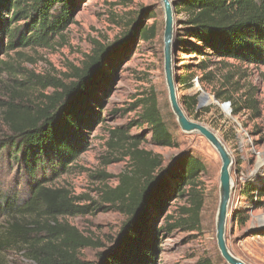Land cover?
<instances>
[{
    "label": "trees",
    "instance_id": "trees-1",
    "mask_svg": "<svg viewBox=\"0 0 264 264\" xmlns=\"http://www.w3.org/2000/svg\"><path fill=\"white\" fill-rule=\"evenodd\" d=\"M79 0H0V50L16 47H48L72 23ZM183 27L179 52L203 56L194 67L180 64L178 82L183 91L194 84L211 81V57L231 58L246 63H264V0H177ZM149 17H154L152 14ZM133 17L120 36L107 44L95 42L80 67L73 68L68 80L40 77L27 80L25 89L39 87L38 97L0 104L2 122L7 128L0 138V161H12L31 180L29 194L0 188V250H20L29 264H157L159 253L158 215L174 219L165 230L184 227L198 230L204 204L202 175L205 164L187 155L162 168V159L134 145L127 154L132 169L119 176V184L104 199L125 216L113 243L104 246L89 260L81 256L86 247L101 243L81 234L61 221L65 216L91 214V204H76L66 189L51 187L37 177L41 169L67 168L86 149L87 136L101 124V92L107 93L123 62L135 53L138 42L152 41L156 26ZM1 63V61H0ZM32 78V76H30ZM227 77H225L226 79ZM51 88V92H46ZM197 93L184 95L187 109L194 112ZM239 107L231 94L217 92ZM257 101L250 106L256 109ZM137 122L149 127L150 141L159 146H177L158 110L154 88L138 100ZM111 133H116L115 131ZM250 185L247 187L250 189ZM260 194L259 188H252ZM180 199L178 217L168 210ZM257 202V201H255ZM160 217V216H159ZM241 219V216H240ZM196 264H212L208 258Z\"/></svg>",
    "mask_w": 264,
    "mask_h": 264
},
{
    "label": "rangeland",
    "instance_id": "rangeland-1",
    "mask_svg": "<svg viewBox=\"0 0 264 264\" xmlns=\"http://www.w3.org/2000/svg\"><path fill=\"white\" fill-rule=\"evenodd\" d=\"M151 14L154 17H149ZM133 17L142 23L154 20L155 24H162L157 0H79L73 10L72 23L48 47L1 49L0 104L12 99L25 101L38 97L40 88L37 85L34 86L36 89L28 90L25 89L27 83L20 86V82H35L40 77L68 80L67 76L73 68L83 64L95 42H112ZM161 38L160 30L152 41L140 40L135 53L119 67L107 93L101 92L103 104L99 110L103 121L89 132L86 149L69 163V167H58L55 172L41 169L37 177L48 186L66 189L75 197L76 204H91L96 209L91 214L59 218L102 244L100 248L81 250L83 258L93 260L100 249L113 243L125 219L104 196L119 184L121 174L132 169L127 152L137 145L157 154L162 159V168L179 156H196L206 164V173L201 177L204 204L200 228L186 230L174 227L167 231V223L172 224L174 219L167 220V211L163 216L158 215L155 219L160 229L157 264H196L204 258L212 264H226L215 242L220 161L204 138L180 131L171 115L163 89ZM176 57V66L189 65L195 74L202 75L194 65L203 56L178 51ZM210 59L213 79L201 83L195 77L193 86L183 93L207 94L209 99L198 109L197 121L214 129L233 157L234 190L227 219V244L233 254L246 263L264 264V63H246L231 58L224 61L217 57ZM150 88H154L158 110L166 127L177 138L175 147L154 144L150 141L149 127L137 122L139 108L135 106L138 100L145 98ZM46 92H51V88ZM217 92L232 95V101L239 107L237 114H234V105L216 97ZM251 99L257 101L256 109L251 108ZM2 121L0 108V138L7 132ZM113 131L116 133H111ZM30 183L31 180L15 163L5 159L0 161L2 190L16 191L25 198L29 194ZM249 185L251 187L247 191ZM252 188H259L260 194ZM182 204L180 199L172 200L169 214L178 217ZM0 264L29 262L20 250H0Z\"/></svg>",
    "mask_w": 264,
    "mask_h": 264
},
{
    "label": "water",
    "instance_id": "water-1",
    "mask_svg": "<svg viewBox=\"0 0 264 264\" xmlns=\"http://www.w3.org/2000/svg\"><path fill=\"white\" fill-rule=\"evenodd\" d=\"M157 2L162 24L156 23L155 37L159 35L161 30L163 89L166 92L165 100L179 130L184 133L198 134L204 138L215 150L220 161L218 174V203L215 217V242L217 250L226 264H248L233 254L227 244L226 238L227 219L234 190V181L232 178L233 157L217 132L205 123L197 121L199 116L198 109L202 106L204 101H208L209 99L207 94L201 93L198 96V104L194 112L189 111L185 105V94L178 82L180 65L176 66V53L178 52L181 42L183 30L181 22L183 18L176 8L177 0H157ZM226 105L227 104H225V106ZM175 139L177 141L176 137ZM178 158H180V156ZM236 217L237 215L234 216V219H236Z\"/></svg>",
    "mask_w": 264,
    "mask_h": 264
}]
</instances>
